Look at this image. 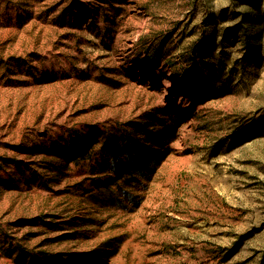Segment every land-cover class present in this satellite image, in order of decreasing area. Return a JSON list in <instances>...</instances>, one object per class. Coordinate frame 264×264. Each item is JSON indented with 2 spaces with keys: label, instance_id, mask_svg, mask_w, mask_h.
Instances as JSON below:
<instances>
[{
  "label": "rangeland",
  "instance_id": "374dc122",
  "mask_svg": "<svg viewBox=\"0 0 264 264\" xmlns=\"http://www.w3.org/2000/svg\"><path fill=\"white\" fill-rule=\"evenodd\" d=\"M0 264H264V0H0Z\"/></svg>",
  "mask_w": 264,
  "mask_h": 264
}]
</instances>
